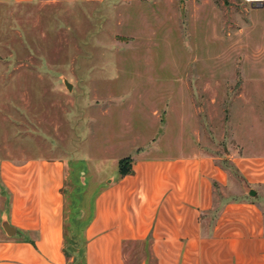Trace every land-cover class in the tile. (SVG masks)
Segmentation results:
<instances>
[{
    "label": "rangeland",
    "instance_id": "1",
    "mask_svg": "<svg viewBox=\"0 0 264 264\" xmlns=\"http://www.w3.org/2000/svg\"><path fill=\"white\" fill-rule=\"evenodd\" d=\"M252 2L1 4L0 158L63 155L71 200L138 153L204 150L228 166L261 150L264 0Z\"/></svg>",
    "mask_w": 264,
    "mask_h": 264
},
{
    "label": "crops",
    "instance_id": "2",
    "mask_svg": "<svg viewBox=\"0 0 264 264\" xmlns=\"http://www.w3.org/2000/svg\"><path fill=\"white\" fill-rule=\"evenodd\" d=\"M261 148L228 166L204 150L138 153L71 200L63 155L0 158V264H264Z\"/></svg>",
    "mask_w": 264,
    "mask_h": 264
},
{
    "label": "trees",
    "instance_id": "3",
    "mask_svg": "<svg viewBox=\"0 0 264 264\" xmlns=\"http://www.w3.org/2000/svg\"><path fill=\"white\" fill-rule=\"evenodd\" d=\"M130 168H131V161H129V164L127 166H124L123 160L119 161V173L121 175L130 172Z\"/></svg>",
    "mask_w": 264,
    "mask_h": 264
},
{
    "label": "water",
    "instance_id": "4",
    "mask_svg": "<svg viewBox=\"0 0 264 264\" xmlns=\"http://www.w3.org/2000/svg\"><path fill=\"white\" fill-rule=\"evenodd\" d=\"M261 5H262L261 2L254 1V2L251 3V6H253V7H258V6H261Z\"/></svg>",
    "mask_w": 264,
    "mask_h": 264
},
{
    "label": "built area",
    "instance_id": "5",
    "mask_svg": "<svg viewBox=\"0 0 264 264\" xmlns=\"http://www.w3.org/2000/svg\"><path fill=\"white\" fill-rule=\"evenodd\" d=\"M248 1H253V0H248ZM258 1H260V0H258Z\"/></svg>",
    "mask_w": 264,
    "mask_h": 264
},
{
    "label": "bare ground",
    "instance_id": "6",
    "mask_svg": "<svg viewBox=\"0 0 264 264\" xmlns=\"http://www.w3.org/2000/svg\"><path fill=\"white\" fill-rule=\"evenodd\" d=\"M253 1H258V0H253Z\"/></svg>",
    "mask_w": 264,
    "mask_h": 264
}]
</instances>
